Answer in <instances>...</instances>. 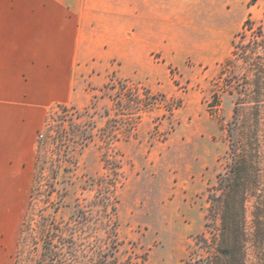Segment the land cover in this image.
<instances>
[{
  "label": "rangeland",
  "instance_id": "rangeland-1",
  "mask_svg": "<svg viewBox=\"0 0 264 264\" xmlns=\"http://www.w3.org/2000/svg\"><path fill=\"white\" fill-rule=\"evenodd\" d=\"M248 5L264 32L262 0ZM250 38L224 63L156 59L125 77L131 64L112 62L77 104L53 106L31 174H0L24 188L0 190V264H195Z\"/></svg>",
  "mask_w": 264,
  "mask_h": 264
},
{
  "label": "crops",
  "instance_id": "crops-1",
  "mask_svg": "<svg viewBox=\"0 0 264 264\" xmlns=\"http://www.w3.org/2000/svg\"><path fill=\"white\" fill-rule=\"evenodd\" d=\"M248 1L0 0V174L30 175L50 109L77 104L86 78L112 62L131 64L117 71L135 77L156 59L229 60ZM7 185L0 190L24 189Z\"/></svg>",
  "mask_w": 264,
  "mask_h": 264
},
{
  "label": "trees",
  "instance_id": "trees-1",
  "mask_svg": "<svg viewBox=\"0 0 264 264\" xmlns=\"http://www.w3.org/2000/svg\"><path fill=\"white\" fill-rule=\"evenodd\" d=\"M248 31L252 76L234 101L229 161L209 192L210 237L199 236L203 254L195 264H264V32L251 17L238 36Z\"/></svg>",
  "mask_w": 264,
  "mask_h": 264
},
{
  "label": "built area",
  "instance_id": "built-area-1",
  "mask_svg": "<svg viewBox=\"0 0 264 264\" xmlns=\"http://www.w3.org/2000/svg\"><path fill=\"white\" fill-rule=\"evenodd\" d=\"M256 28V27H255Z\"/></svg>",
  "mask_w": 264,
  "mask_h": 264
}]
</instances>
